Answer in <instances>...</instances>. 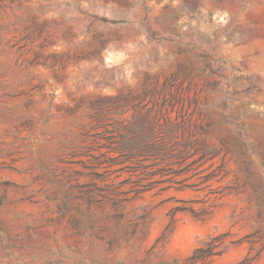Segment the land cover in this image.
Segmentation results:
<instances>
[{"label": "rangeland", "instance_id": "obj_1", "mask_svg": "<svg viewBox=\"0 0 264 264\" xmlns=\"http://www.w3.org/2000/svg\"><path fill=\"white\" fill-rule=\"evenodd\" d=\"M0 264H264V0H0Z\"/></svg>", "mask_w": 264, "mask_h": 264}]
</instances>
